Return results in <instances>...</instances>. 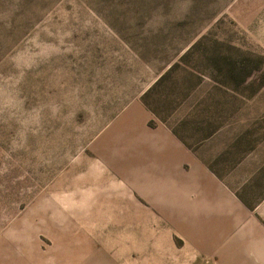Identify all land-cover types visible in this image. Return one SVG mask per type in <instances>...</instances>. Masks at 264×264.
I'll list each match as a JSON object with an SVG mask.
<instances>
[{
	"label": "rangeland",
	"instance_id": "374dc122",
	"mask_svg": "<svg viewBox=\"0 0 264 264\" xmlns=\"http://www.w3.org/2000/svg\"><path fill=\"white\" fill-rule=\"evenodd\" d=\"M262 238L264 0H0V264H264Z\"/></svg>",
	"mask_w": 264,
	"mask_h": 264
},
{
	"label": "trees",
	"instance_id": "16d2710c",
	"mask_svg": "<svg viewBox=\"0 0 264 264\" xmlns=\"http://www.w3.org/2000/svg\"><path fill=\"white\" fill-rule=\"evenodd\" d=\"M251 71V70H250ZM250 71H248V72H246L244 75H243V77H242V80L243 79H245L248 75H249V73H250ZM167 75H168V72H165V73H163L154 83H153V85L143 94V101H144V103L145 104H147L148 105V103H147V101H146V95L147 94H149L150 93V91L152 90V89H154L157 85H159L166 77H167ZM149 92V93H148Z\"/></svg>",
	"mask_w": 264,
	"mask_h": 264
},
{
	"label": "crops",
	"instance_id": "0c3cea01",
	"mask_svg": "<svg viewBox=\"0 0 264 264\" xmlns=\"http://www.w3.org/2000/svg\"><path fill=\"white\" fill-rule=\"evenodd\" d=\"M254 246H258L260 248H263L264 247V239L262 238L261 241H257V243H255Z\"/></svg>",
	"mask_w": 264,
	"mask_h": 264
}]
</instances>
